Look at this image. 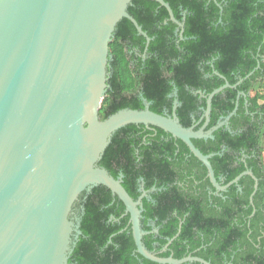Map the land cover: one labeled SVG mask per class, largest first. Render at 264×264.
I'll list each match as a JSON object with an SVG mask.
<instances>
[{
  "label": "trees",
  "instance_id": "16d2710c",
  "mask_svg": "<svg viewBox=\"0 0 264 264\" xmlns=\"http://www.w3.org/2000/svg\"><path fill=\"white\" fill-rule=\"evenodd\" d=\"M165 1L185 24L182 37L165 6L133 0L128 12L152 40L147 45L130 19L119 21L109 46L111 88L102 100L100 118L123 108L144 109L133 95L140 88L151 110L171 112L169 94L177 90L181 123L198 129L205 122L196 124L208 95L226 82L234 86L243 79L213 97L208 128L238 103L229 127L217 129L214 138L193 142L204 154H214L210 161L220 183L251 169L259 179L258 190L252 202L255 180L245 175L216 192L207 167L187 144L152 125L119 129L99 165L116 178L123 174V185L134 199L140 195L141 181L146 190L155 188L151 199L143 201L141 217L145 231L158 228V233L143 237L148 250L178 259L200 256L212 264H264V0ZM81 196L82 234L69 264H139V259L158 264L134 253L130 215L110 188L97 185Z\"/></svg>",
  "mask_w": 264,
  "mask_h": 264
},
{
  "label": "water",
  "instance_id": "95a60500",
  "mask_svg": "<svg viewBox=\"0 0 264 264\" xmlns=\"http://www.w3.org/2000/svg\"><path fill=\"white\" fill-rule=\"evenodd\" d=\"M132 1L0 0V264H69L79 227L71 218L73 207L83 191L97 185L110 188L125 204L136 251L143 257L159 264H212L196 256L162 257L145 247L148 232L141 217L146 193L134 199L123 174L116 178L99 165L113 135L129 124L156 126L184 141L219 192L251 175L253 202L259 187L254 172L247 169L222 184L210 161L214 154H204L193 142L229 127L238 103L208 128L213 97L231 87L229 82L208 95L205 122L198 129L181 123L177 105L172 115L147 104L100 118L117 24L128 18L147 45L152 40L128 12ZM154 1L184 28L168 2Z\"/></svg>",
  "mask_w": 264,
  "mask_h": 264
},
{
  "label": "flooded vegetation",
  "instance_id": "af4514ba",
  "mask_svg": "<svg viewBox=\"0 0 264 264\" xmlns=\"http://www.w3.org/2000/svg\"><path fill=\"white\" fill-rule=\"evenodd\" d=\"M182 14H186L184 11L182 12ZM184 23V22H183ZM179 26V25H178ZM180 27V29L179 30H177V32L178 31H180V35H181V37H182V35H183V33H184V30H185V24H184V28H182L181 26H179ZM131 54V56H133L132 55V53H130ZM137 54L139 55V56H143L144 58L146 57V54L145 53H139V52H137ZM109 87H110V84H108V88L107 89H109ZM111 88V87H110ZM196 93H199V94H201V96L200 97H202L204 94L201 92V91H198V92H196ZM133 95H134V97H137L138 99H140L141 101H142V103L145 105V107H146V105L147 104H149V106L151 105V101H147V97H146V94H145V91L143 90V89H135V90H133ZM133 95H130V96H132L133 97ZM178 94H177V90H174L172 93H170L169 94V97H171V98H173V108H172V111L171 112H168V111H165L164 112V114H166V115H172L173 114V111H174V108H175V106L177 105V108H178V106L180 105V102H179V99L177 98L178 96H177ZM176 103H178V104H176ZM200 108L202 109V106H200ZM176 113H177V109H176ZM204 118H205V111L203 112V114L201 115V117L198 119V121H197V123L196 124H198V123H200L201 121H203L204 120ZM194 119H195V117H194ZM148 127V126H147ZM141 133H143V137H144V139H146V137H147V133L146 132H144V131H142ZM155 190V188H153L152 190H146L145 189V185H144V183L141 181V183L139 184V186H138V191L140 192V195H139V197L143 194V193H146V195L145 196H143V199H142V202L144 201V199L145 198H148L149 200L151 199V195H150V193L152 192V191H154ZM84 192V191H83ZM82 192V193H83ZM216 192H219V191H216ZM81 193V194H82ZM81 194H80V197H79V199L77 200V203L75 204V206L73 207V211H72V213H71V218L77 223V224H79V227H78V229L74 232V235H73V241H74V243H77V241L79 240V238H80V235L82 234V231H81V229H80V225H81V219H82V215H83V212H84V204H83V199H82V196H81ZM138 197V198H139ZM137 200V199H136ZM144 230V229H143ZM148 233L149 232H153V233H158V228L157 227H154L153 229H151V230H149V231H147ZM132 233H133V231H132ZM147 234V233H146ZM145 234V235H146ZM135 240V239H134ZM153 246H155L156 247V241L154 240L153 241ZM74 247H75V244L73 245V251H74ZM146 247V246H145ZM167 247H168V245H166L165 247H164V249L163 250H166L167 249ZM137 248V247H136ZM147 248V247H146ZM148 249V248H147ZM73 251L71 252V254H70V257H71V255H72V253H73ZM150 251V250H149ZM151 252H153V251H151ZM134 253H136L137 255V257H139L138 256V252L136 251V249H135V251H134ZM154 253V252H153ZM156 254V253H155ZM141 255V254H140ZM189 256H194V255H189ZM70 257H69V259H70ZM187 257V256H186ZM196 257H200V256H196ZM145 258V257H144ZM200 258H202V257H200ZM204 259V258H203ZM206 260V259H205ZM195 261V260H194ZM194 261H187V262H194ZM138 262H139V264H145V262L142 260V259H139L138 260ZM196 262H199V261H196ZM210 262V261H209ZM184 263H186V262H184ZM200 264H202L201 262H199ZM159 264V263H158ZM183 264V263H182Z\"/></svg>",
  "mask_w": 264,
  "mask_h": 264
}]
</instances>
